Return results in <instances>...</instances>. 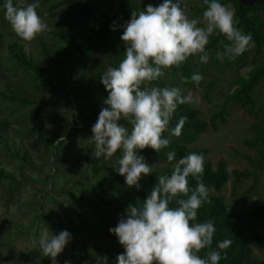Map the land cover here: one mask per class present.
<instances>
[{"label":"trees","instance_id":"trees-1","mask_svg":"<svg viewBox=\"0 0 264 264\" xmlns=\"http://www.w3.org/2000/svg\"><path fill=\"white\" fill-rule=\"evenodd\" d=\"M112 9L108 13L106 20L98 28L84 27L83 30L66 32L61 28H49L44 30V34L52 40L53 51L48 45L38 37V34L31 40L36 45L38 52L34 53L21 38L12 30L11 25L6 20L3 10L0 9V28H10L8 34L0 33V65L4 62L8 66L29 75L37 91L45 94L43 97L29 96L22 93L19 86H12L8 82H3L0 86V147L4 158L18 160L22 165L31 167L28 158L20 153V148H14L7 143L6 132L9 129V120L5 115L18 114L26 111L25 115L31 116L32 125L28 128V135L37 134L42 143L46 146H53L59 138H71L73 132L54 133L50 130L40 132L39 118L48 107L69 106L77 119L81 122L83 129L90 128L96 121L101 106L97 110H84L80 99L85 96L104 100L107 91L100 82V76L104 71L101 69L99 58H104L106 66L115 65L123 58L125 42L120 38L123 25L129 20L131 13L135 9L143 10L149 3L157 5L162 0H106ZM32 2V0H14L18 6ZM93 0H40L37 12H49L50 17L57 19L58 24H68L76 20H82L89 12ZM222 3L234 9L235 17L239 21V27L245 32H251L254 43L243 54L229 59L226 56H218V52L224 51V43H227L223 36L213 35L206 46L209 49V60L207 63L199 61V70L194 68V64L189 57L179 68L173 66L165 69L172 80H178L180 84L188 89H199L201 99L206 104L210 103V94L215 88L213 82L204 83V78L209 74L206 64L217 70L233 67L239 69L248 60L258 61L259 65H253L244 74H237L232 79L231 90L223 97L216 106L207 121L198 117V111L192 108L189 103L178 105L173 117L172 125L175 124L178 116L184 115L185 120L181 134L173 137L167 149L156 152L150 147L138 150L145 159H150L163 165L162 170L154 168V171L142 176L140 187L128 186L124 182V177L116 173L112 165L103 163L100 158L92 155L93 150L86 146L87 158L89 160V178L78 174L64 175L66 188L62 194L69 199L80 204H88L96 215L99 216L101 225L109 230L103 215L110 213L117 216V219L124 214L125 208L130 203H140L148 194L151 187L156 183V178L160 174H168L171 171V164L166 158L165 152L175 149L176 158L188 152H199L205 154L204 148H192L198 137L205 133L207 129L213 132L219 126L226 124L227 110L234 108L247 114L252 122L248 126L250 136L242 141V145L253 152L252 155L239 154L247 163L246 168L234 169L230 173L231 194L233 195L237 185L245 179H251V184L246 193L251 192L257 184V172L264 166V102L258 104L254 99V91L259 86H264V0H221ZM2 3V0H0ZM206 7L203 0H195L188 10L193 16L200 18L202 11ZM116 21V27L110 28V24ZM223 41L224 43H222ZM48 64L56 68L59 72V83H54L45 68ZM193 72L203 74V79L199 85H194L191 81H182L181 76H190ZM90 75L94 78V83L86 85L82 81L81 75ZM164 86L161 78L146 82ZM71 92L77 93L78 97L71 98ZM64 94V99L59 94ZM73 94V95H75ZM6 109V110H5ZM78 132L80 129H76ZM75 130V131H76ZM165 132L163 135H167ZM71 140V139H70ZM64 140L59 141L60 145ZM117 153L113 157L117 158ZM72 162L74 165L80 163L77 154L73 152ZM53 169H58L52 163ZM86 175L85 173H83ZM203 179L209 188V199L197 211V219L204 221L212 219L216 231L213 237L212 248L216 247L217 241L229 238L232 244L226 249L218 264H264V260H255L252 257L251 245L245 236L242 222L252 225L257 224L259 232L252 238V246L264 253V195L259 204H251L247 211L236 212L227 206L223 197L219 195L224 185L228 181V173L224 161H219L212 167L209 161H204ZM23 173L16 177L13 173L0 168V183L6 184L4 197L17 194L19 189L28 181ZM196 181L189 177L190 186H194ZM170 206H176L172 201ZM67 229L71 233H76L79 241L77 243L78 257L74 264H85L87 256L93 258L96 264L98 257L106 256L108 264H115L118 253L124 251L123 247L114 242H105L100 237L87 235L83 237L81 230L73 226H64L61 230ZM209 249H202L199 255L204 256ZM39 264H51L47 259H42ZM60 264V262H57Z\"/></svg>","mask_w":264,"mask_h":264},{"label":"clouds","instance_id":"clouds-1","mask_svg":"<svg viewBox=\"0 0 264 264\" xmlns=\"http://www.w3.org/2000/svg\"><path fill=\"white\" fill-rule=\"evenodd\" d=\"M39 3H0L12 30L25 41L47 27L37 12ZM203 4L206 7L200 18H190L180 0H162L157 5L147 4L143 10L135 9L122 26L120 38L126 45L123 58L100 76L107 96L91 126L92 155L107 160L119 152L112 168L128 186L139 188L142 176L154 171L155 164H149L138 150L167 149L187 119L180 115L172 125L178 105L193 100L191 90L185 92L178 85L149 86L146 82L159 79L165 69L179 68L190 56L207 63L206 46L213 35L225 38L227 43L221 41L224 51L217 55L229 59L254 43L252 33L238 26L234 9L221 0H203ZM116 26V21L110 24V28ZM180 79L198 86L203 74L193 72ZM165 132L168 134L163 135ZM165 155L172 162L170 173L160 174L147 196L139 204H128L117 224L109 228L124 249L117 254L115 264H218L232 240L221 239L212 248L216 231L213 220L197 219L198 209L209 199L203 179L204 154L192 151L177 159L175 149H170ZM189 177L196 181L194 186H190ZM172 201L176 206H170ZM30 239L34 248L51 258V264H57L56 257L72 240V233L67 229L53 233L46 228ZM202 249H209L204 256L199 255ZM63 264L71 261L66 259ZM96 264H108L107 257H98Z\"/></svg>","mask_w":264,"mask_h":264},{"label":"rangeland","instance_id":"rangeland-1","mask_svg":"<svg viewBox=\"0 0 264 264\" xmlns=\"http://www.w3.org/2000/svg\"><path fill=\"white\" fill-rule=\"evenodd\" d=\"M194 2L195 0H180V6L190 18L195 17L188 10ZM111 9L112 6L106 0H93L84 19L63 25H59L57 19L50 17L47 11H42L39 15L47 23L45 29L55 27L66 32H74L83 30L84 27L98 28L106 20ZM9 30L10 28H0V33L8 34ZM44 30L38 33V37L53 51L52 40L44 34ZM22 41L34 53L38 52L37 45L33 40L25 41L22 39ZM190 58L194 68L199 70L197 56H190ZM99 62L102 71H105L107 68L105 59L99 58ZM260 63V60H248L239 69L230 67L221 70L213 69L206 64L209 75L204 78V83L211 81L215 85L210 94L209 104L203 102L199 89L183 87L178 80L170 79L165 71L160 78L164 86L178 85L184 88L185 92L191 90L193 100L189 105L198 111V117L201 120L207 121L216 112V106L231 90L230 83L235 75L244 74L249 67ZM44 66L54 83H59L61 80L58 70L48 64ZM81 78L82 81L85 79L84 83L86 85L96 82L93 77L85 73L81 75ZM5 81L12 86H19L22 93L26 95L45 96V94L34 88V83L29 75L22 73L14 66H8L6 62L0 65V86ZM73 94L75 93L71 92V98L78 97L77 93ZM59 97L64 99V94L60 93ZM254 99L258 104L264 102V86L255 89ZM102 102L103 100L91 96L80 99L83 109L91 111L99 109L103 105ZM26 111L21 112L20 116H17L18 114L5 115L9 120V129L6 132L7 143L14 148H20V153L28 158L32 166L22 165L15 159L4 158L0 147V168L13 173L16 177L23 173L29 179L17 194L7 197L3 195L6 184L0 183V264H39L42 259L51 262L49 256L34 248L30 239L33 235L38 237L46 228L53 233H58L64 226H73L81 230L83 237L87 235L100 237L105 242H114L122 247L115 234L110 233L101 225L99 216L94 213L88 204H80L62 194L66 188L64 175L78 174L85 176L87 179L89 178L90 170L86 146L94 150L93 142L90 139L92 135L91 127L83 129L76 113H73L69 106L48 107L39 118V133L50 130L54 133H65L66 135L68 132H73L71 140L68 137L59 138L58 141L53 143V146L49 147L42 143L40 136L37 134L28 135V128L32 125V121L30 115H25ZM226 120V124L219 126L215 132L207 129L191 147L206 149L204 161H209L212 167H215L219 161L225 162L228 181L219 195L223 197L228 207L236 212L243 213L247 211L249 205L259 204L264 195V166L257 172V184L251 192L246 193L251 184V179H245L237 185L234 194H231V171L247 167L246 161L238 155L253 154L251 150L242 145V141L250 136L248 126L252 119L241 110L229 108ZM120 122L124 123L123 120ZM76 129L81 131L78 132ZM64 139L65 141L59 145L58 142ZM73 152L80 159L78 165H74L72 162ZM117 154V158L112 156L107 160L103 157H100V159L103 163L113 165L118 162L119 152ZM146 161L149 164H155V169H163V165L159 163L150 159H146ZM52 163L58 169L54 170ZM103 217L109 227H114L118 222L117 216L112 213L109 215L104 214ZM242 228L251 245L253 259L264 260V253L257 251L251 244L253 236L259 232L258 225L255 223L248 225L242 222ZM78 241L79 238L76 233H72V240L58 254L56 261L63 264L64 260L68 259L71 264H74L78 257ZM84 263L94 264L93 258L87 256Z\"/></svg>","mask_w":264,"mask_h":264}]
</instances>
